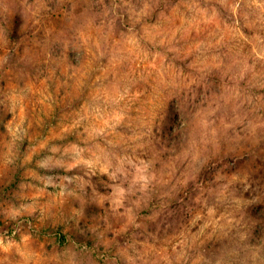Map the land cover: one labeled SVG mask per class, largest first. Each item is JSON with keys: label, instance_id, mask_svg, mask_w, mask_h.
<instances>
[{"label": "rangeland", "instance_id": "374dc122", "mask_svg": "<svg viewBox=\"0 0 264 264\" xmlns=\"http://www.w3.org/2000/svg\"><path fill=\"white\" fill-rule=\"evenodd\" d=\"M0 264H264V0H0Z\"/></svg>", "mask_w": 264, "mask_h": 264}]
</instances>
